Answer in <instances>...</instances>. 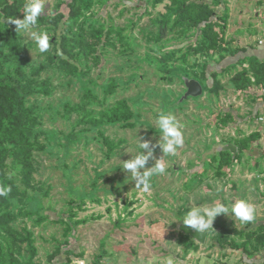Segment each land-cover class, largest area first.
Here are the masks:
<instances>
[{"label":"rangeland","instance_id":"rangeland-1","mask_svg":"<svg viewBox=\"0 0 264 264\" xmlns=\"http://www.w3.org/2000/svg\"><path fill=\"white\" fill-rule=\"evenodd\" d=\"M9 1L14 0L0 3ZM85 1L92 2L89 11H84ZM193 1L209 5L215 13L212 20H218L223 53L194 52L201 45V28L178 29L171 23L166 37L158 41L159 21L167 7ZM78 7L81 16L70 18ZM16 18L23 19V13ZM4 25L7 31H16L7 20ZM81 27L102 31L103 43L94 53L64 51L60 38L77 34ZM34 30L47 31L52 47L42 54L28 33H20L27 60L24 70L36 81L24 98L36 117L30 128L33 200L26 205L21 196H12L9 211L31 213L12 226L33 234L37 253L32 256L26 244L18 251L0 229V242L4 249L12 247L15 259L8 255L7 264H73L81 259L86 264H165L169 256L178 264H255L256 256L264 253L255 240L264 226V80L239 91L236 76L250 69L248 61L238 63L239 59L252 56L253 63L264 61V0H45ZM62 61L75 66L79 75L62 71ZM8 68L14 72L15 63ZM39 69L41 74L33 76ZM166 71L170 79H163ZM178 73L199 80L205 94L171 109L186 91ZM212 73L219 74L217 93L209 92ZM89 92L93 99L83 105ZM122 102L134 116V129L105 120ZM66 104L81 109L68 113ZM161 112L175 115L183 125L184 147L165 158L166 174L154 176L150 192L143 193L135 189L122 163L142 151L139 137L153 144L159 141L156 121ZM106 139L122 144L110 152ZM227 144L239 148L234 160L230 152L225 159L211 154L214 147ZM162 155L157 148L155 156ZM154 163L150 160L148 167ZM22 168L17 166L14 175ZM237 199L256 205L254 223L222 215L205 246L191 239L194 246L182 244L175 226L192 207L216 200L230 206ZM215 239L245 243L247 252L222 251L212 246Z\"/></svg>","mask_w":264,"mask_h":264},{"label":"trees","instance_id":"trees-1","mask_svg":"<svg viewBox=\"0 0 264 264\" xmlns=\"http://www.w3.org/2000/svg\"><path fill=\"white\" fill-rule=\"evenodd\" d=\"M156 3H161V0H156ZM24 4V2L21 3L15 0L13 2L0 3V183L5 186L11 185L12 187V192L7 198L0 196V229L15 243L18 251H21L20 246L22 244H26L27 250L32 256H35L37 248L35 247L33 234L27 230L24 233L18 232L12 226L19 217H29L31 213L25 210L17 214L9 211L12 202L10 197L12 196H21L27 201L26 205L31 204L33 200L29 193L31 188L29 169L31 168L30 160L33 149V144L30 142V128L35 125L36 117L32 116V111L26 108L24 98L29 90L32 91V86H34L36 81L28 79L24 70L27 60L21 35L14 30L7 31L4 25V21L9 17L16 18L22 14ZM91 7L92 2H84V11H89ZM80 8L78 7L76 10L71 11L70 18L81 16ZM214 16L215 13L207 4L194 1L191 3L176 2L173 6L167 7V14L159 21L161 31L157 39L162 41L166 37V31L171 23L178 29L186 28L187 30H192L201 28L199 43L201 45L197 46L194 52L201 53L205 50H213L223 53L225 50L218 42L219 33H217V27L219 23L217 19L215 21L212 20ZM224 20L226 21V18ZM103 38L104 33L102 31H88L81 27L77 34L72 36L65 35L64 39L60 38L58 45H61L64 51L71 49L73 52L76 49H80L84 50L85 53H94L103 43ZM221 58L222 60L225 59V57ZM252 58L251 56L238 61V63L244 61L250 63L249 73L246 71L236 76V79H240L239 84H237L239 91H244L245 87H250L253 84H261L264 80V61H255L253 63L252 60L254 58ZM11 63L16 65L14 72L11 68H8L7 71L5 69L6 65ZM60 67L66 73L79 75L78 69L67 61H62ZM208 69L207 66L203 69L205 78L208 77ZM41 72L42 70L39 69L34 71L32 75L37 77ZM170 74L169 71H166L163 79H170ZM249 74L255 79L254 82ZM218 76V73H212L213 87H209V92L211 93H217L221 89L220 82L217 80ZM37 91L40 92V89ZM92 99V93L89 92L88 95H85L83 105H87L88 100ZM80 109L81 106L78 105H65V111L68 113H78ZM133 118L134 116L127 103L122 102L117 109L106 115L105 120L111 124H124L126 129H134L135 124L131 123ZM89 121L94 124L99 122V120L94 118H89ZM120 144L122 143L116 144L108 139L105 141V145L110 152H114ZM220 156L225 159L228 154L223 153ZM21 165L23 166L21 173L14 175V169ZM40 208L42 209L41 206ZM38 222L42 224L44 220H39ZM227 232L232 233L233 230H228ZM259 232L260 235L256 236L255 240L258 245L264 247V226L260 227ZM181 242L186 247L194 246V243L188 237L182 236ZM212 246H219L222 251L230 248L232 251H241L244 254L247 252L245 243L238 246L235 243L228 244L223 243L220 239H215ZM12 253V247L4 249L3 244L0 242V264H7L6 257L8 255L11 260L15 261ZM96 264L100 263L97 262Z\"/></svg>","mask_w":264,"mask_h":264},{"label":"clouds","instance_id":"clouds-1","mask_svg":"<svg viewBox=\"0 0 264 264\" xmlns=\"http://www.w3.org/2000/svg\"><path fill=\"white\" fill-rule=\"evenodd\" d=\"M45 11V0H26L23 6V19L9 17L7 23L16 26V31L28 33L38 46L40 53H47L51 50V38L47 31H36L38 20ZM63 56L61 50L57 51ZM156 124L159 129L160 139L156 144L144 137H139L138 147L142 150L139 154L132 155V158L123 162V169L130 173L131 180L135 181V189L148 193L151 190V181L154 176L166 174L167 164L165 158L176 155L178 149L184 147L183 125L175 115L161 112ZM159 148L163 155L155 156ZM146 153V154H145ZM154 160V166L148 167L149 161ZM12 192L11 185L5 186L0 183V196L7 198ZM256 205L244 199H237L230 206H226L220 200L211 205L192 207L183 219V225L194 232L204 234L213 230V225L219 216H234L241 223H254L256 220ZM73 264H86L85 259L74 260ZM165 264H178L174 257L166 258Z\"/></svg>","mask_w":264,"mask_h":264},{"label":"water","instance_id":"water-1","mask_svg":"<svg viewBox=\"0 0 264 264\" xmlns=\"http://www.w3.org/2000/svg\"><path fill=\"white\" fill-rule=\"evenodd\" d=\"M176 76L182 81L186 88V91L184 95H182L176 101V103L169 106L171 109L181 107L189 99H199L204 96L205 87L199 80L189 78L183 73H178L176 74ZM238 150L239 148L233 144L218 145L212 149L211 154L221 155L223 153L230 152L233 155L234 160L238 153ZM182 222L183 220L175 226L176 230L181 233L182 236L190 238L198 246H205L207 244L211 231L206 232L204 234H199L194 232L192 229L185 227Z\"/></svg>","mask_w":264,"mask_h":264},{"label":"crops","instance_id":"crops-1","mask_svg":"<svg viewBox=\"0 0 264 264\" xmlns=\"http://www.w3.org/2000/svg\"><path fill=\"white\" fill-rule=\"evenodd\" d=\"M253 261H254V259H253ZM253 263H255V264H264V253H260V255L258 254L256 256V259H255V261Z\"/></svg>","mask_w":264,"mask_h":264}]
</instances>
